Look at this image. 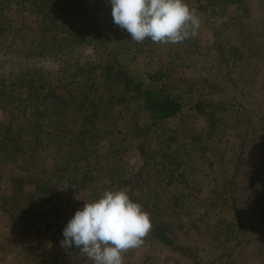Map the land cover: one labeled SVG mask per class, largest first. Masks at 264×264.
<instances>
[{
	"label": "trees",
	"instance_id": "trees-1",
	"mask_svg": "<svg viewBox=\"0 0 264 264\" xmlns=\"http://www.w3.org/2000/svg\"><path fill=\"white\" fill-rule=\"evenodd\" d=\"M10 2L11 0L0 1V16L4 9L12 8H10ZM62 2L63 0L14 1L18 5H31L34 12L41 13L42 21L40 24H42V27L28 29L35 33L31 39L34 52L29 55L30 59L39 61L44 53L43 46L62 51L65 53L64 57L66 58L65 63L61 62L59 66L60 72H62L60 82L64 81L65 88H67L66 85L71 83L73 79L78 76L85 77V79H88L90 92L85 95L77 94L73 100H69L56 91L50 82L46 85L47 81H44L37 74V71L32 70L27 64H20L19 68L15 67V71L10 70L5 73L3 81H9V88L6 91V98L0 100V108L8 110L7 102L12 99H17L18 103L27 101L29 96L42 93L43 90L41 89L46 86V94L55 93L53 99L57 100L58 104L64 101L62 106L57 105L56 108L62 114L71 106L78 105V120L75 122L80 123L75 135L71 133L70 128L66 125L59 124L56 126V124L49 121L46 125L41 123L38 126L43 134H36L34 129L30 131L26 128L27 134L24 135V138L27 136V140L25 145H23L24 140L21 136L24 130L14 127L12 121L15 116L12 112L8 111L10 122L5 126L0 124V143L3 147L0 150V177L2 176V169L7 166L6 164L16 165L18 155L23 152L24 157L26 155L23 164L19 166L21 174L17 179L9 178V189L5 188V194L8 191L9 193L6 195L10 199L7 203L9 207L6 209L8 211L7 217L15 227L16 238L18 239L19 236L27 234L28 231L45 233L52 229L47 237L52 245L61 247L62 229L70 218H65L63 223H60L57 218V207L61 199L59 195L61 196L62 193L59 187L66 190L67 199H69L82 193L81 188L83 187L79 185L89 184L91 191L102 187L125 190L130 198L138 202L143 210L149 214L152 227L145 238L157 239L167 243L172 246V249L181 251L188 256L194 264H204L199 253L204 248H201L198 240L191 241L189 244H179V247L177 245L178 240L170 234L169 229H166V223L163 221L164 215L169 210L174 211L176 209L174 206L189 207L188 205L193 198L192 189L197 185L188 172L193 167L189 164L193 159L199 160L206 155L202 153V145L194 143L195 140H199L200 136L198 133L195 136L192 135L193 128L189 127L186 130L182 125L170 128L164 124L167 119L178 116L187 107L196 114V117L202 118L206 137L204 144L207 148L209 146L210 148L214 147L216 150L220 148L223 150L226 137L224 135H226V130L229 128L233 129L237 135L244 131V136L240 142L239 155L236 156V162L234 166L229 168V171L231 173L230 178L243 176V185L251 188V195L249 200L243 203L244 205L242 204L243 210L240 211L237 209L235 196L229 194V198L232 203V210L235 212L234 225L239 223L242 227L244 226L242 230L246 232L244 238L246 244L252 240L253 234L264 241V157L257 165H247L244 166V172L241 170L239 157L244 153L245 145L255 139V137L250 136L252 133L250 128L246 131L244 126L241 128V124L244 122L241 121V114L236 119L230 113L232 110L228 106L229 112L225 117L224 114L221 115L219 106L215 107L211 104L213 102H206L203 98L194 99L193 87L191 88L188 80L180 77L177 80L168 74L172 68V60L166 64L167 67L165 66L163 70L156 72H147L141 67L129 66V63L136 61V58L145 59L146 56L150 55L159 58L167 56L169 59L189 60L190 62L197 59L199 62L200 56L213 52L217 44L227 45L228 51H231L233 65L236 66L239 64V59L244 57V53L241 48L231 43L230 39L224 40L221 35L222 31L227 32L226 29H229L231 25L233 26L240 16L243 17L247 13V10L250 9L248 4L246 5L244 0H186L189 8L195 12L198 19L202 13L207 14L205 16L211 21L209 29L212 37L211 43L206 45L208 47L202 45L197 49L198 51L194 49L189 51L183 47L186 39L177 44L154 43L150 39H145L140 43L135 42L125 30L113 23L109 0H105L107 6L105 4H94L92 8H87L86 4H80L79 0H73L71 7L78 12L79 25H72L67 22L69 15L63 9ZM231 5H234L235 17L228 13ZM58 24L61 25V28ZM0 29L2 30L1 25ZM79 34L84 37L83 42L98 48V51L106 42H114V44L108 45L106 50L103 49L102 60L98 65L79 64L77 62L74 64L71 55L73 52L71 51L75 50L74 39ZM125 42L128 49L126 52H122L119 50V46L125 44ZM138 48L140 50H137ZM251 48L254 51L258 50L257 46ZM207 49L208 51H206ZM19 55L20 53L17 51L16 57ZM21 59H24V56H21ZM222 59L224 58L222 57ZM206 62L209 64L208 60ZM23 63H25V59ZM202 70H199L201 75L196 83L211 90L212 87L209 86L211 81L203 74ZM151 81H158L159 85L152 86ZM185 83L188 86L183 89L182 85ZM21 86L27 90L29 96H20L16 92V89ZM99 87L100 90L103 87L102 93L97 92ZM90 94L95 98L91 97ZM209 94L214 96L215 99L212 90L209 91ZM219 103L222 102L217 101L214 104ZM116 107L123 108L133 114L134 124L131 129H142L146 134L149 132L155 140L154 148L145 147L142 149L144 161L140 171L131 177H126L124 170L126 167H121L120 162L122 160L116 158L117 151L119 152L121 147H116V141H113L114 138L112 140L113 149L107 160L104 157L100 163H95L96 166L94 165L92 168L89 166L87 169L81 170V173H73L74 170L70 166L74 168H78V166L72 161H82L83 158L96 151V140L102 127L95 118L100 114V111ZM136 118L137 121H143L141 126H138ZM59 120L56 119L53 122H59ZM51 126L56 127L57 130H51ZM106 132L110 134L107 136H113V131L108 130ZM184 138L189 140L183 141ZM51 140V145L53 143L54 145L51 147V153L48 154L51 158L50 163L43 160V153L32 154V152L38 151V141L40 143L41 141ZM234 159L233 157L231 161ZM82 166L86 167L84 163H82ZM96 168L104 172L98 174ZM86 170L87 172L91 171L92 174L95 171L96 173L93 174L95 176L88 178ZM82 198L84 197L80 195L75 201L72 208L74 212L83 207L85 201ZM46 214H54L55 219L53 222L45 221ZM41 219L44 222L43 228H39L40 225H38ZM28 224L29 226H27ZM75 250L78 251L79 249H68L65 255L69 257L68 251ZM234 253L231 250L229 256ZM75 256L77 257L76 254L71 257L75 258ZM81 256L83 257V263L93 264L88 257L82 254ZM132 259L133 257H130L127 251L123 253V264H135V260ZM143 264L146 263L143 262ZM206 264H211V262ZM238 264L242 263L239 262Z\"/></svg>",
	"mask_w": 264,
	"mask_h": 264
},
{
	"label": "rangeland",
	"instance_id": "rangeland-1",
	"mask_svg": "<svg viewBox=\"0 0 264 264\" xmlns=\"http://www.w3.org/2000/svg\"><path fill=\"white\" fill-rule=\"evenodd\" d=\"M14 1L11 0L10 2V8H12L4 9L0 16L2 28V30L0 29V100L6 98V91L9 88V81H3L5 73L10 70L15 71V67L19 68L20 64H27L32 70H36L37 74L44 81H47L46 85L50 82L56 91L66 96L69 100H73L77 94L85 95L90 93L88 79H85V77L78 76L73 79L71 83L66 85L67 88H65L64 81L60 82L62 72H60L59 66L61 62L65 63L66 58L64 57L65 53L62 51L43 46L44 53L41 55L40 60L34 61L30 59L29 55L34 52L31 46V39L35 33L28 29L42 27V24H40L42 21L41 13L37 14L34 12L31 5H18ZM79 2L80 4H86L87 8H92L94 4H105L107 6L105 0H79ZM244 2L246 5L248 4L250 9L247 10L243 17L237 18L238 20L235 24L226 29L227 32L222 31L221 35L224 40L230 39L231 43L241 48L244 53V57L239 59V64L236 66L233 65L231 51H228L227 45L220 44L215 45L213 52L200 56L199 62L197 59L190 62L189 60L169 59L167 56L159 58L150 55L146 56L145 59L136 58V61L129 63L130 67H141L147 72H156L163 70V67L172 60V68L168 74L177 80L179 77L188 80L191 88L193 87L194 99L203 98L206 102H213L211 104L215 107L219 106L221 115L224 114L225 117L229 112L228 106L232 110L230 113L236 119L241 114V121H244L241 124V128L244 126L245 131L250 128L252 132L250 136L255 137L252 142L245 145L244 153L239 157V166L242 171L244 166L257 165L261 158L264 157V0H244ZM72 3L73 0H63L62 2L63 9L69 15L67 22L72 25H79V15L71 7ZM228 13L234 16V5H231ZM205 15L207 14L202 13L200 15L199 28L196 30L195 35H190L183 43V47L186 50H197L202 45L206 46L211 43L212 37L209 29L211 21ZM58 26L61 28L60 24ZM63 34L65 33L63 32ZM83 38L79 34L74 39L75 50L71 51L73 52L71 55L74 64L77 62L96 66L101 62V55H103L106 47L114 44V42H106L98 51V48L83 42ZM120 46L122 47L120 48ZM120 46V51H127L128 45L126 42L123 45L120 44ZM254 46H257V51L251 48ZM137 50H140V48ZM17 51L20 53L18 57H16ZM21 56H24L25 63H23L24 59H21ZM207 60L209 64H207ZM201 69H203V74L211 81L209 86L212 87L211 90L215 94V99L214 96L209 94L211 90L196 83L201 75L199 72ZM151 83L152 86L159 85L158 81H151ZM182 86L185 89L188 85L185 83ZM102 89L103 87L101 90L99 87L97 92L102 93ZM41 90H43L42 93L29 96V93L27 95V90L21 86L16 89V92L20 96H29V99L20 103H18L17 99H12L7 102L8 110L0 108L1 125L5 126L10 122L9 111L15 116L12 121L14 127L24 130L21 133L24 140L23 145L26 144L27 140V136L24 138V135L27 134L25 129L28 128L30 131L34 129L36 134H43L38 129V126L41 123L46 125L47 121L56 124V126L59 124L66 125L74 135L77 132V128H79L80 123L77 124L75 122L78 120V105L71 106L62 114L56 108L57 105L62 106L64 101L58 104L57 100L53 99L55 97L53 94L55 93H45L47 92L46 86ZM216 90L220 91L216 92ZM90 95L94 97L92 94ZM216 100L222 103L214 104L217 103ZM70 111L71 113H69ZM56 119H60L59 122H53ZM95 120L98 124L100 122L102 127L96 140L99 142H96V151L95 153H90L82 161H72L78 166V168L70 166L74 170L73 173H81V170H85L89 166L92 168L95 163H100L104 157L107 160L113 149L112 140L114 138L115 140L113 141H116V147H121L120 151H117L116 158L120 159V161L122 160L120 162L121 167H126L124 168L126 177H131L140 171L144 161L142 149L155 147V140L149 132L146 134L142 129H138L139 131L131 129L134 124L133 114L123 108L119 109L116 107L100 111ZM136 122L139 124L138 126L143 124V121H137V118ZM164 124L170 128L178 125L184 126L186 130L189 127L193 128L192 135L195 136L198 133L200 136L199 140H195L194 143L202 145V153L206 154L205 157L207 156L206 160L205 157L199 160L195 158L189 164V166L193 167L188 172L197 183L192 189L193 198L188 205L189 207L174 206L176 208L174 211L168 209V213L164 215L165 227L178 240L177 245L180 247L179 244H189L191 241L198 240L201 248H204L199 252L204 264L208 262H211V264H215L214 262L217 264H235L236 262L237 264L239 262L242 264H264V241L256 234H253L252 240L246 244L244 239L246 232L242 230L244 226L242 227L239 223L234 225L235 212L232 210V203L229 198V194L235 196L237 209L240 211L243 210V203L247 202L251 195V188L243 185V176H240L241 178L239 176L230 178L231 173L229 171V168L234 166L236 162V156L239 155L240 142L244 136V131L237 135L233 129H227L226 135H224L226 137L223 150L221 148L216 150L214 147L210 148L208 146L207 148L204 144L206 142L205 125L202 123V118L196 117V114L190 111L189 108H184L178 116L167 119ZM50 129L57 130L53 126ZM108 130L113 131L112 135L114 137L107 136L110 135L106 132ZM188 140L184 138L183 141ZM51 144L52 140L41 141L40 143L38 141V151H34L32 154L43 153V160L50 163L51 158L48 154L51 153V147L54 143L53 145ZM2 149L3 147L0 143V150ZM23 153L18 155L16 165L10 166L6 164L7 166H3L4 168L1 171L0 264H86L82 261L83 257L81 254H84L80 250L68 251V257L65 255L68 249H62L59 245H52L47 237L52 229L44 231L45 233L28 231L27 234L19 236L18 239L16 238L15 227L7 217L8 211L6 209L9 208L7 203L10 199L7 196L9 192L6 191L7 195L5 194V188L9 189V178L17 179L21 174L19 166L23 164L26 157V155L24 157ZM233 157L235 159L231 161ZM8 158L10 159L11 157ZM81 162L86 167H83ZM96 172L100 174L104 171H99L96 168ZM96 172L93 171V174ZM87 174L88 178L95 176L91 171L87 172ZM52 182L54 183L53 180ZM79 186L83 187L81 188L82 193L76 194L74 198L70 197L69 199H67L66 190L59 187L60 192H62L61 196L59 195L61 199L57 207V218L60 223H63L65 218H71L74 214L72 208L80 195L84 197L82 198L83 201L90 202L99 198L105 190H116V188L102 187L91 191L89 184ZM45 218V221L53 222L55 216L54 214H46ZM38 225H40L39 228H43L44 222L42 219ZM18 241H22L21 244ZM234 247L235 249H233ZM231 250L235 253L229 256ZM127 253L130 257H133L132 260H135V264H143V262L146 264H194L184 253L172 249L171 245L157 239L144 238V242L140 247L129 249ZM70 254L72 257L76 254L77 257L72 258Z\"/></svg>",
	"mask_w": 264,
	"mask_h": 264
},
{
	"label": "clouds",
	"instance_id": "clouds-1",
	"mask_svg": "<svg viewBox=\"0 0 264 264\" xmlns=\"http://www.w3.org/2000/svg\"><path fill=\"white\" fill-rule=\"evenodd\" d=\"M113 23L137 43L177 44L199 28L186 0H109ZM149 214L123 189L105 190L84 202L62 229L64 249H79L93 264H123V253L140 247L151 230Z\"/></svg>",
	"mask_w": 264,
	"mask_h": 264
}]
</instances>
